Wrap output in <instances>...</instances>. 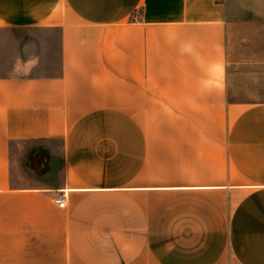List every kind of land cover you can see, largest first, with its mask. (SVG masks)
I'll return each mask as SVG.
<instances>
[{
	"label": "crops",
	"instance_id": "0c3cea01",
	"mask_svg": "<svg viewBox=\"0 0 264 264\" xmlns=\"http://www.w3.org/2000/svg\"><path fill=\"white\" fill-rule=\"evenodd\" d=\"M230 2L0 0V264H264Z\"/></svg>",
	"mask_w": 264,
	"mask_h": 264
},
{
	"label": "rangeland",
	"instance_id": "374dc122",
	"mask_svg": "<svg viewBox=\"0 0 264 264\" xmlns=\"http://www.w3.org/2000/svg\"><path fill=\"white\" fill-rule=\"evenodd\" d=\"M227 11L230 62L238 72L231 78L229 97L239 101L263 100L264 0H232ZM25 147L35 148V145H19L16 152H23ZM25 165L31 174L42 175L46 165L44 153L33 149Z\"/></svg>",
	"mask_w": 264,
	"mask_h": 264
},
{
	"label": "built area",
	"instance_id": "2783aa9c",
	"mask_svg": "<svg viewBox=\"0 0 264 264\" xmlns=\"http://www.w3.org/2000/svg\"><path fill=\"white\" fill-rule=\"evenodd\" d=\"M54 204L58 206L60 209H64L65 208V195L61 194L60 197H57L54 200Z\"/></svg>",
	"mask_w": 264,
	"mask_h": 264
}]
</instances>
